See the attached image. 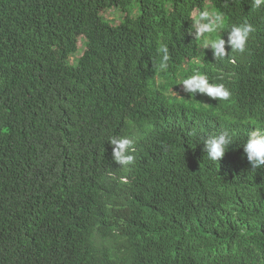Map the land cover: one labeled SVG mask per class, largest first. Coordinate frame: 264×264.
Returning <instances> with one entry per match:
<instances>
[{"label":"trees","instance_id":"trees-1","mask_svg":"<svg viewBox=\"0 0 264 264\" xmlns=\"http://www.w3.org/2000/svg\"><path fill=\"white\" fill-rule=\"evenodd\" d=\"M252 2L0 0V264H264V168L242 147L264 127ZM203 6L223 18V58L194 38ZM245 22L241 53L227 39ZM196 73L230 99L188 96ZM223 130L214 163L203 142ZM114 136L132 164L113 161Z\"/></svg>","mask_w":264,"mask_h":264},{"label":"clouds","instance_id":"clouds-1","mask_svg":"<svg viewBox=\"0 0 264 264\" xmlns=\"http://www.w3.org/2000/svg\"><path fill=\"white\" fill-rule=\"evenodd\" d=\"M252 6L255 9L264 7V0H253ZM193 21L194 38L204 48H210L215 59L223 58L226 55L224 48L226 41L221 36L215 35L219 29L224 27L222 16L218 13H210L207 10L197 11L193 13ZM253 31V26L247 22L241 25H233L228 32L227 43L232 50L243 53L246 41ZM159 52L161 54L159 68L164 70L168 67L170 59L168 47L161 44ZM180 85H182L183 91L191 97L199 93L215 100L228 101L231 96L230 91L223 84L210 83L206 74L196 73L190 77H185ZM108 142L113 146L112 159L115 163L121 166L133 163L134 156L130 154L134 151V141L132 139L114 136ZM233 143L234 140L229 131L223 130L204 139L203 151L210 161L218 163ZM242 147L252 170L264 168V127L252 129Z\"/></svg>","mask_w":264,"mask_h":264},{"label":"rangeland","instance_id":"rangeland-1","mask_svg":"<svg viewBox=\"0 0 264 264\" xmlns=\"http://www.w3.org/2000/svg\"><path fill=\"white\" fill-rule=\"evenodd\" d=\"M203 7H204V6H203ZM204 10H207V9H206V6L204 7ZM197 11H198V10L195 9V10L192 12V16H193V13H194V12H197ZM208 11H209L210 13H213L210 9H208ZM105 17L108 18V19H111V20L113 21L114 24L117 23V22H118V19H119V16H118L117 12L114 11V10H108V11H106V12H105ZM78 46H81V40H78Z\"/></svg>","mask_w":264,"mask_h":264}]
</instances>
